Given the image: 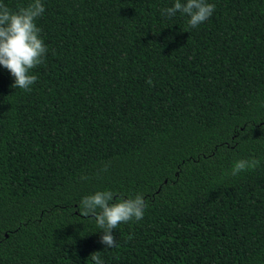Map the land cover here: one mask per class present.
<instances>
[{"label": "trees", "instance_id": "16d2710c", "mask_svg": "<svg viewBox=\"0 0 264 264\" xmlns=\"http://www.w3.org/2000/svg\"><path fill=\"white\" fill-rule=\"evenodd\" d=\"M174 2L42 0L31 91L0 65V264H264V0ZM105 190L147 204L111 249L79 207Z\"/></svg>", "mask_w": 264, "mask_h": 264}, {"label": "clouds", "instance_id": "9594fccd", "mask_svg": "<svg viewBox=\"0 0 264 264\" xmlns=\"http://www.w3.org/2000/svg\"><path fill=\"white\" fill-rule=\"evenodd\" d=\"M214 11L215 5L207 3L206 0H186L184 3L175 0L173 7L161 10V15L172 18L179 12L189 17L190 28H197L206 22ZM44 12L42 0H32L26 7H19L17 11H12L0 3V65L14 78L13 88L31 91V86L38 80L32 70L44 63L48 51L40 35L41 29L36 24V20ZM147 83L152 84V81L149 79ZM259 164V160L254 158L237 160L231 175L236 176L241 172L256 169ZM114 196L110 190L97 191L83 197L79 205L80 214L91 216L96 226L102 229L101 243L106 249L118 247L113 230L122 223L142 220L147 207L141 194L127 199L120 198L116 202H113ZM90 259L94 264H104L101 252L92 253Z\"/></svg>", "mask_w": 264, "mask_h": 264}]
</instances>
